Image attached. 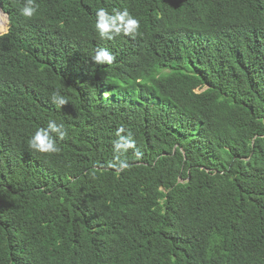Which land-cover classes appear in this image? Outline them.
Wrapping results in <instances>:
<instances>
[{"label":"trees","instance_id":"obj_1","mask_svg":"<svg viewBox=\"0 0 264 264\" xmlns=\"http://www.w3.org/2000/svg\"><path fill=\"white\" fill-rule=\"evenodd\" d=\"M23 3L0 0V264H264V0ZM100 8L138 33L101 39ZM52 119L60 151L31 150Z\"/></svg>","mask_w":264,"mask_h":264},{"label":"clouds","instance_id":"obj_2","mask_svg":"<svg viewBox=\"0 0 264 264\" xmlns=\"http://www.w3.org/2000/svg\"><path fill=\"white\" fill-rule=\"evenodd\" d=\"M38 8L39 5L36 3V0H24L23 5L19 9V14L26 20H30L37 14ZM2 12L9 17L4 10ZM8 19V24H10V18ZM95 29L99 37L103 40H112L115 36L121 34L135 36L139 30V21L127 9L109 14L106 9L100 8L96 12ZM4 34L6 35L7 32H4ZM91 59L96 64H111L115 60V56L108 49L100 48L96 50ZM51 99L57 107L68 103L67 99L58 92L54 93ZM121 131L123 130L121 129ZM67 134L68 132L64 124L62 122L57 123L56 120L52 119L47 122L46 127H40L34 132L28 140V147L38 153H57L60 151L57 140H64ZM134 146L135 141L131 139L130 134L127 137L119 136L113 145L114 153H116L114 160L118 163L110 164V166L118 167L120 170L127 168V162L121 160L120 156ZM140 155L141 153L137 151V159Z\"/></svg>","mask_w":264,"mask_h":264},{"label":"rangeland","instance_id":"obj_3","mask_svg":"<svg viewBox=\"0 0 264 264\" xmlns=\"http://www.w3.org/2000/svg\"><path fill=\"white\" fill-rule=\"evenodd\" d=\"M9 19L7 18V16H5L2 12H1V9H0V24L2 23V22H5L6 24L4 25L5 27L7 26V24L9 23V21H8ZM9 26H10V24H8V27H7V30H8V28H9ZM5 32V29H4V31L2 32V33H0V35L1 34H3Z\"/></svg>","mask_w":264,"mask_h":264},{"label":"water","instance_id":"obj_4","mask_svg":"<svg viewBox=\"0 0 264 264\" xmlns=\"http://www.w3.org/2000/svg\"><path fill=\"white\" fill-rule=\"evenodd\" d=\"M0 8H1V6H0ZM2 9V8H1ZM3 11V10H2ZM5 14V13H4ZM6 15V14H5ZM8 17V16H7ZM9 18V17H8ZM7 32V31H6ZM4 34V33H3ZM2 35V34H1Z\"/></svg>","mask_w":264,"mask_h":264},{"label":"bare ground","instance_id":"obj_5","mask_svg":"<svg viewBox=\"0 0 264 264\" xmlns=\"http://www.w3.org/2000/svg\"><path fill=\"white\" fill-rule=\"evenodd\" d=\"M6 30H7V26L5 27V32H6Z\"/></svg>","mask_w":264,"mask_h":264}]
</instances>
